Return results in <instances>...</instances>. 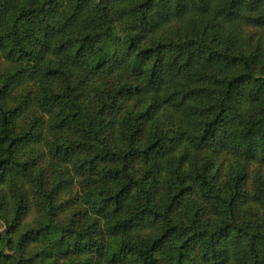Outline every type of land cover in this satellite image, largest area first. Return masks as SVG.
I'll list each match as a JSON object with an SVG mask.
<instances>
[{"label":"trees","instance_id":"obj_1","mask_svg":"<svg viewBox=\"0 0 264 264\" xmlns=\"http://www.w3.org/2000/svg\"><path fill=\"white\" fill-rule=\"evenodd\" d=\"M0 264H264V0H0Z\"/></svg>","mask_w":264,"mask_h":264},{"label":"rangeland","instance_id":"obj_2","mask_svg":"<svg viewBox=\"0 0 264 264\" xmlns=\"http://www.w3.org/2000/svg\"><path fill=\"white\" fill-rule=\"evenodd\" d=\"M0 232L4 234V227L0 226Z\"/></svg>","mask_w":264,"mask_h":264}]
</instances>
